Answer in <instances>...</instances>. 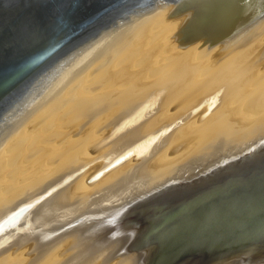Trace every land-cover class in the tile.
<instances>
[{
  "label": "bare ground",
  "instance_id": "bare-ground-1",
  "mask_svg": "<svg viewBox=\"0 0 264 264\" xmlns=\"http://www.w3.org/2000/svg\"><path fill=\"white\" fill-rule=\"evenodd\" d=\"M181 21L134 24L0 147V218L31 206L0 232V264H125L104 262L118 239L71 224L264 135V29L219 53L177 47Z\"/></svg>",
  "mask_w": 264,
  "mask_h": 264
},
{
  "label": "water",
  "instance_id": "water-1",
  "mask_svg": "<svg viewBox=\"0 0 264 264\" xmlns=\"http://www.w3.org/2000/svg\"><path fill=\"white\" fill-rule=\"evenodd\" d=\"M158 10L182 20L177 47L220 53L264 29V0H0V147ZM30 207L0 218V232ZM88 219L97 245L119 241L105 263L264 264V135L189 176L97 203L71 227Z\"/></svg>",
  "mask_w": 264,
  "mask_h": 264
}]
</instances>
